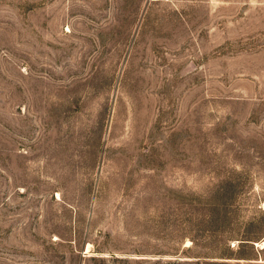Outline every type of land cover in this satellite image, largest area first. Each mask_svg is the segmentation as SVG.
<instances>
[{
	"label": "rangeland",
	"instance_id": "374dc122",
	"mask_svg": "<svg viewBox=\"0 0 264 264\" xmlns=\"http://www.w3.org/2000/svg\"><path fill=\"white\" fill-rule=\"evenodd\" d=\"M0 264H264V0H0Z\"/></svg>",
	"mask_w": 264,
	"mask_h": 264
}]
</instances>
